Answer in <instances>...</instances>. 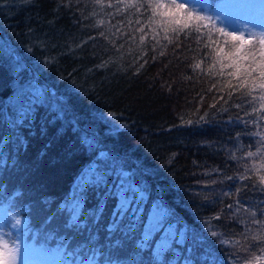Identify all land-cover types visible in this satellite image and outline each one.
I'll return each instance as SVG.
<instances>
[{"label":"trees","instance_id":"16d2710c","mask_svg":"<svg viewBox=\"0 0 264 264\" xmlns=\"http://www.w3.org/2000/svg\"><path fill=\"white\" fill-rule=\"evenodd\" d=\"M219 1L207 0L211 10ZM186 2L198 13V1ZM144 3L0 0V208L23 219L19 236L47 252L59 250L64 264H186L187 258L245 264L249 252L260 254L250 239L256 233L241 223L250 221L247 214L237 216L226 205L239 199L259 211L264 191L254 180L227 177L251 165L243 158L259 146L251 133L264 126L237 119L243 112L232 105L250 98L229 97L226 87L217 91L232 70L216 74L215 45L205 49L203 38H193L196 23L166 30L164 9L154 12ZM216 23L245 36L261 33ZM212 39L225 46L227 38L213 31ZM242 185L238 196H224ZM104 187L121 207L132 196L137 204L144 198L119 231L109 228L116 200L101 204L102 217L96 211ZM153 201L172 210L174 230L200 239L198 254L184 246L167 253L138 247L140 216ZM12 229L1 227L10 234L3 236L9 249L19 231ZM242 234L247 242L236 244Z\"/></svg>","mask_w":264,"mask_h":264},{"label":"snow or ice","instance_id":"6c2138e0","mask_svg":"<svg viewBox=\"0 0 264 264\" xmlns=\"http://www.w3.org/2000/svg\"><path fill=\"white\" fill-rule=\"evenodd\" d=\"M94 2L103 7L117 8L122 3L133 7H139L141 5V0H115V4H106L105 0H94ZM144 6L151 7L154 12L164 9V12L161 13V27H164L166 30L171 29L176 31L177 29L173 26L184 28L194 21L196 23L194 31L197 35L193 38L197 40L203 38L206 41L203 43V48L205 49L209 47V43L215 45L216 56L218 58L217 62L220 65V70L216 74L222 76L224 69L227 68L232 70L227 73L232 79L227 80L226 84H221L217 91H223L226 87L229 97L236 96L237 99L240 97L250 98L247 99V105L241 103H234L232 105L243 112V116L238 114L237 119L247 124L249 120L245 119V117H250L254 127L264 126V32L251 33L245 36L243 33L226 31L223 27L217 26L216 20L213 19L212 16L199 15L197 12L190 10L187 7L186 0H183V2L171 0L170 7L167 4L161 3L160 0H151L150 3L148 0H145ZM202 28L207 29V32L201 33ZM213 31L227 38L222 41V44L225 46H221L220 43L212 39ZM101 35H103V33ZM90 39L95 38L90 37ZM196 67H200V65L197 64ZM215 67L216 64H212L209 72ZM189 79L191 78L189 77ZM233 81H235V83H233ZM212 87H216L215 82ZM220 100H225V97L221 96ZM211 107L215 108L216 105L213 104ZM199 120L203 121L205 117L202 115L199 117ZM188 123H191V121H188ZM251 135L259 137V146L256 147L255 151H247L246 156L243 158L246 160L252 159L253 162L250 166L245 165V171L240 173L237 177L228 176L227 179L254 180L256 185L264 191V174H262V172H264V131H254ZM232 158L235 159V157ZM254 158H258L259 163H256ZM87 187L92 188L95 187V185L89 184ZM244 187H246V185L237 188L235 193L225 192L224 196L230 199L233 196H238L239 192L242 191ZM100 196L101 200L97 203L96 211L101 217L103 215L101 204L106 206L108 200L114 199L117 201L115 206V219H113L112 223L109 225L112 231L120 230V225L124 222L123 218L127 217L129 213H132L133 207L139 212L141 206L143 207L144 204V198L139 197L140 204H137V198L132 196L131 199H129L126 193L125 198L129 199L128 206L121 207L119 198L114 194H110L107 187L101 190ZM226 207L228 209H235L234 214L237 216H239V213L242 211L251 218L250 221L241 220V223L245 224L248 232L255 230L256 234L252 235L250 239L257 245L260 254H256L255 251L249 252L251 259L246 260L245 264H264V218H260L264 215V208L259 211H253L251 208L242 205L239 199L235 200V205L229 203ZM117 209H119V211H117ZM154 209L159 214L158 219L154 224H150L149 221L152 219ZM173 215L174 213L172 210L168 208L163 201L159 203L153 201L147 215L144 214L143 209L138 225L140 229L138 247L151 250L161 245V251L167 253L174 246H184L183 251L198 254L201 244L200 239L196 236L189 237L186 230H174ZM215 219L220 220L221 216L217 215ZM249 224L253 227H248ZM211 235L216 237L218 234L213 231ZM242 236H244V239L237 240L236 244L247 242L248 237L245 234H242ZM222 243L228 242L223 241ZM248 248H251V245H248ZM248 248L243 250L248 251ZM17 261L18 257L16 250L9 249L6 243L0 241V264H17ZM186 264H200V261L196 258H187Z\"/></svg>","mask_w":264,"mask_h":264},{"label":"rangeland","instance_id":"374dc122","mask_svg":"<svg viewBox=\"0 0 264 264\" xmlns=\"http://www.w3.org/2000/svg\"><path fill=\"white\" fill-rule=\"evenodd\" d=\"M199 2L197 6L199 15L213 16L214 19L223 23L226 21L230 24L236 25L243 31L248 32H264V0H220L216 7L211 10L207 0H193ZM21 70L20 66L15 67V71ZM154 211L153 217L155 218ZM16 218V217H15ZM23 219H21L22 221ZM10 224L13 227L12 231L19 230V226L14 224L13 218L4 208H0V241H3V236L10 235L1 227ZM18 237L15 239L13 248L16 250L18 257L17 264H64L60 260V251L47 252L45 247H39L32 242H26L25 238L20 235V230L17 231ZM163 244V242H162ZM161 249V245L157 246ZM92 254L88 256L91 258ZM79 264V263H75Z\"/></svg>","mask_w":264,"mask_h":264},{"label":"clouds","instance_id":"9594fccd","mask_svg":"<svg viewBox=\"0 0 264 264\" xmlns=\"http://www.w3.org/2000/svg\"><path fill=\"white\" fill-rule=\"evenodd\" d=\"M13 220H14V224L17 225V226H19L21 224V222H22L21 219L15 218V217H13Z\"/></svg>","mask_w":264,"mask_h":264}]
</instances>
